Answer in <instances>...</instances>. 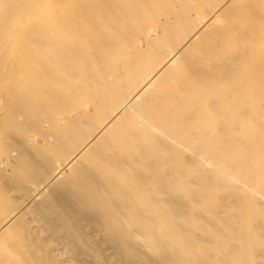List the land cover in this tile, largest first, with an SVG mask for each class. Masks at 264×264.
Here are the masks:
<instances>
[{
	"label": "bare ground",
	"instance_id": "1",
	"mask_svg": "<svg viewBox=\"0 0 264 264\" xmlns=\"http://www.w3.org/2000/svg\"><path fill=\"white\" fill-rule=\"evenodd\" d=\"M0 264H264V0H0Z\"/></svg>",
	"mask_w": 264,
	"mask_h": 264
}]
</instances>
